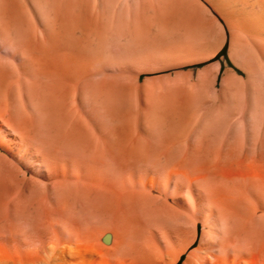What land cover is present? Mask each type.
I'll use <instances>...</instances> for the list:
<instances>
[{
    "label": "rangeland",
    "instance_id": "374dc122",
    "mask_svg": "<svg viewBox=\"0 0 264 264\" xmlns=\"http://www.w3.org/2000/svg\"><path fill=\"white\" fill-rule=\"evenodd\" d=\"M17 1L0 0V188L95 197L134 191L139 245L158 264H264V58L256 53L258 64L249 57L247 70L237 69L246 86L232 83L231 119L217 132L191 135L192 164H98L126 161L115 149L138 143L113 140L119 122L95 101L80 66L87 55L55 50L56 6L68 0H26L25 31L12 12ZM205 1L242 51L264 45L237 28L230 11L240 3Z\"/></svg>",
    "mask_w": 264,
    "mask_h": 264
},
{
    "label": "crops",
    "instance_id": "0c3cea01",
    "mask_svg": "<svg viewBox=\"0 0 264 264\" xmlns=\"http://www.w3.org/2000/svg\"><path fill=\"white\" fill-rule=\"evenodd\" d=\"M15 7L18 25L29 29L26 0ZM56 10V52L87 55L80 66L95 101L119 122L113 140L138 143L115 149V158L126 161L98 164H192L191 135L217 132L216 124L231 119L232 83L246 86L235 69L247 70L249 53H241L247 65L236 62L237 37L205 0H68ZM227 44L230 64L216 60Z\"/></svg>",
    "mask_w": 264,
    "mask_h": 264
},
{
    "label": "bare ground",
    "instance_id": "6f19581e",
    "mask_svg": "<svg viewBox=\"0 0 264 264\" xmlns=\"http://www.w3.org/2000/svg\"><path fill=\"white\" fill-rule=\"evenodd\" d=\"M235 1L240 5L230 15L237 28L264 40V0ZM233 49L236 62L247 65L244 50ZM249 50L255 64L256 53L264 58V45ZM10 189L0 188V264H158L139 245L137 192L95 197Z\"/></svg>",
    "mask_w": 264,
    "mask_h": 264
},
{
    "label": "trees",
    "instance_id": "16d2710c",
    "mask_svg": "<svg viewBox=\"0 0 264 264\" xmlns=\"http://www.w3.org/2000/svg\"><path fill=\"white\" fill-rule=\"evenodd\" d=\"M227 50H228V44L224 47V49L219 53V55L216 57V60L220 59L221 57L227 58ZM234 68V67H233ZM237 72H239L237 69H235Z\"/></svg>",
    "mask_w": 264,
    "mask_h": 264
},
{
    "label": "water",
    "instance_id": "95a60500",
    "mask_svg": "<svg viewBox=\"0 0 264 264\" xmlns=\"http://www.w3.org/2000/svg\"><path fill=\"white\" fill-rule=\"evenodd\" d=\"M109 237H106V242H108Z\"/></svg>",
    "mask_w": 264,
    "mask_h": 264
}]
</instances>
